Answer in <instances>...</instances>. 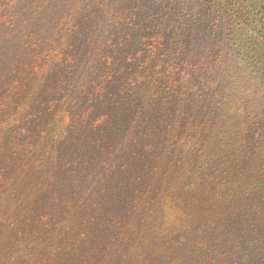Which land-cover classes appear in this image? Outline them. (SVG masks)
Returning <instances> with one entry per match:
<instances>
[{
  "label": "rangeland",
  "instance_id": "374dc122",
  "mask_svg": "<svg viewBox=\"0 0 264 264\" xmlns=\"http://www.w3.org/2000/svg\"><path fill=\"white\" fill-rule=\"evenodd\" d=\"M105 4L115 5L111 21L117 34L123 31L112 38L115 53L107 68L131 64L140 70L146 67V74L159 67L174 77L187 75L197 94L186 89L180 93V85L170 88L161 78L149 83L144 76L130 87L114 88L111 102L121 106L122 119L144 120L152 113V121L143 136L139 129L144 126L126 133L127 140H138L140 147L125 154L116 170L96 165L98 176L117 187L118 197L121 191L130 213L122 211L117 218L87 215L84 221L121 233L117 241L122 240L129 264H136L139 257L125 249L128 241L137 231H150L151 223L159 232L154 231L155 247L173 246L157 264H264V35L254 13L264 11V0ZM89 10L88 0H58L56 5L58 17L64 19L60 24L70 29L80 22L81 27L89 26ZM124 10L136 18L122 17ZM91 36L82 31L75 42L83 45ZM15 41L10 30L0 32V48L10 42L12 52ZM120 51L134 53L135 58L125 62ZM156 52L164 53L160 61H154ZM53 126L57 135L63 123L55 120ZM15 130L10 140L21 131ZM93 139L81 135L77 145L82 149ZM13 143L17 147L18 139ZM109 161L111 166L116 158ZM83 177L78 190L87 187ZM144 201L154 207L153 215ZM165 228L169 235L161 233Z\"/></svg>",
  "mask_w": 264,
  "mask_h": 264
},
{
  "label": "trees",
  "instance_id": "16d2710c",
  "mask_svg": "<svg viewBox=\"0 0 264 264\" xmlns=\"http://www.w3.org/2000/svg\"><path fill=\"white\" fill-rule=\"evenodd\" d=\"M106 1L110 0H88L89 26L81 27L80 22L70 29L59 22L64 19L56 12L58 0H0V32L10 30L16 39L12 52L10 42L0 48V156L4 157H0V264L130 263L122 240L117 241L121 233L105 232L107 228L84 221L87 215L117 218L122 211L130 213L121 191L118 197L117 187L98 176L97 166L116 170L123 156L139 146L138 140H127L126 133L144 126L139 129L143 136L152 121V113L146 118L148 109L142 114L144 120L141 116L122 119L121 106L111 102L114 88L130 87L144 76L149 83L161 78L170 88L180 85V93L197 92L187 75L174 77L159 67L147 74L146 67L140 70L131 64L107 68L115 53L112 38L123 31L117 34L111 21L115 5L109 7ZM254 13L264 35V11ZM123 16L136 18L127 10ZM85 30L93 36L77 44L76 35ZM120 55L125 62L135 58L131 52L120 51ZM162 55L156 52L154 61ZM55 120L63 123L57 135ZM16 128L21 131L10 140ZM88 134L95 140L79 148V137ZM114 157L116 163L110 166ZM83 175L87 187L78 190ZM143 205L153 212L152 205L145 201ZM151 226L150 231L133 234L125 248L137 252L136 264H157L159 256L166 258L165 249L173 247L156 248L159 232ZM164 232L169 235L166 228Z\"/></svg>",
  "mask_w": 264,
  "mask_h": 264
}]
</instances>
